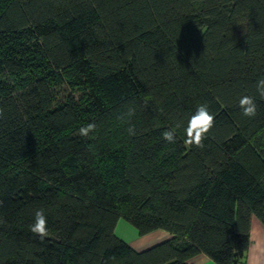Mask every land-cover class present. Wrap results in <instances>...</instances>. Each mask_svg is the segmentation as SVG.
<instances>
[{
  "label": "trees",
  "instance_id": "1",
  "mask_svg": "<svg viewBox=\"0 0 264 264\" xmlns=\"http://www.w3.org/2000/svg\"><path fill=\"white\" fill-rule=\"evenodd\" d=\"M262 77L264 0H0V264H242L264 223ZM202 103L199 149L184 128ZM119 218L171 237L135 250Z\"/></svg>",
  "mask_w": 264,
  "mask_h": 264
},
{
  "label": "clouds",
  "instance_id": "2",
  "mask_svg": "<svg viewBox=\"0 0 264 264\" xmlns=\"http://www.w3.org/2000/svg\"><path fill=\"white\" fill-rule=\"evenodd\" d=\"M256 92L261 99H264V77L256 82ZM239 107L242 110V115L248 118H253L257 114V104L253 96L244 95L239 100ZM4 110L0 108V118L3 117ZM133 114L129 110L128 116ZM215 117L209 111L207 104H199L195 112L189 117L187 126L184 128L185 140L184 143L189 147H196L203 149L205 147L204 140L207 139V134L214 126ZM176 127H179L177 125ZM96 125L94 123L88 124L86 127H81L78 134L82 137H87L89 132L94 131ZM130 135H135L134 126L128 128ZM163 139L169 143H174L176 138V128H171L163 132ZM30 231L43 239L47 234V219L44 210H37L34 214V223L30 226Z\"/></svg>",
  "mask_w": 264,
  "mask_h": 264
},
{
  "label": "crops",
  "instance_id": "3",
  "mask_svg": "<svg viewBox=\"0 0 264 264\" xmlns=\"http://www.w3.org/2000/svg\"><path fill=\"white\" fill-rule=\"evenodd\" d=\"M114 234L138 251L171 237L169 232L162 229H155L140 235L137 229L123 218L117 220ZM241 261L242 264H264V223L255 215H252L249 221V241ZM186 264L218 263L201 252L188 258Z\"/></svg>",
  "mask_w": 264,
  "mask_h": 264
},
{
  "label": "rangeland",
  "instance_id": "4",
  "mask_svg": "<svg viewBox=\"0 0 264 264\" xmlns=\"http://www.w3.org/2000/svg\"><path fill=\"white\" fill-rule=\"evenodd\" d=\"M54 94L56 99H61L66 93L67 90L65 89L63 84L54 86ZM78 96V93H75Z\"/></svg>",
  "mask_w": 264,
  "mask_h": 264
},
{
  "label": "built area",
  "instance_id": "5",
  "mask_svg": "<svg viewBox=\"0 0 264 264\" xmlns=\"http://www.w3.org/2000/svg\"><path fill=\"white\" fill-rule=\"evenodd\" d=\"M238 264H240V263H238Z\"/></svg>",
  "mask_w": 264,
  "mask_h": 264
}]
</instances>
